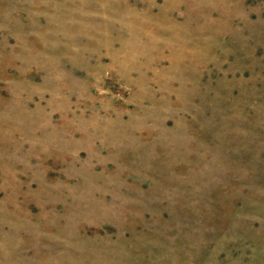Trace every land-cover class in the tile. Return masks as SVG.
Returning a JSON list of instances; mask_svg holds the SVG:
<instances>
[{"label":"rangeland","instance_id":"374dc122","mask_svg":"<svg viewBox=\"0 0 264 264\" xmlns=\"http://www.w3.org/2000/svg\"><path fill=\"white\" fill-rule=\"evenodd\" d=\"M0 264H264V0H0Z\"/></svg>","mask_w":264,"mask_h":264}]
</instances>
